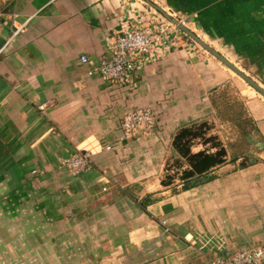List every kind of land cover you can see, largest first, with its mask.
Returning <instances> with one entry per match:
<instances>
[{"label": "crops", "instance_id": "crops-1", "mask_svg": "<svg viewBox=\"0 0 264 264\" xmlns=\"http://www.w3.org/2000/svg\"><path fill=\"white\" fill-rule=\"evenodd\" d=\"M151 1L264 87V0ZM149 8L0 0V264H208L264 241L260 99L243 97L262 140L256 160L240 164L217 137L223 163L184 189L178 178L162 183L168 158L179 173L190 167L173 136L210 122L235 73L195 45L144 66L131 86L80 63L81 54L100 59L121 17ZM145 105L159 111L156 131L119 141L123 113ZM204 147L198 140L191 151ZM76 151H88L91 166L71 176L60 163Z\"/></svg>", "mask_w": 264, "mask_h": 264}, {"label": "built area", "instance_id": "built-area-1", "mask_svg": "<svg viewBox=\"0 0 264 264\" xmlns=\"http://www.w3.org/2000/svg\"><path fill=\"white\" fill-rule=\"evenodd\" d=\"M179 20L185 25L182 19ZM192 42L196 44L190 36L150 6L149 9H140L119 19L118 29H112L99 60L94 61L86 54H81L79 60L89 65L87 74L98 75L114 85L131 86L135 85L141 68L171 51L191 47ZM49 104L47 101L38 108L42 111ZM158 112L152 105L125 111L119 121V141L130 140L142 133H154L158 125ZM111 147L106 145L105 149ZM89 154L88 151H76L63 158L60 164L71 175L81 173L91 166ZM208 264H264V241L212 256Z\"/></svg>", "mask_w": 264, "mask_h": 264}, {"label": "rangeland", "instance_id": "rangeland-1", "mask_svg": "<svg viewBox=\"0 0 264 264\" xmlns=\"http://www.w3.org/2000/svg\"><path fill=\"white\" fill-rule=\"evenodd\" d=\"M142 1L145 2V0ZM186 27L188 26L186 25ZM188 28L190 29V27ZM192 45H195V48L198 49V51H202L203 53L207 52L198 43L195 44L192 42ZM221 65L223 66L224 64L221 63ZM233 77L238 81V84L231 80L230 82L225 83V85L216 93V96H214V100L219 108L214 113L213 118H210V122L207 123V127H209L207 129V135L210 134L223 139L226 149L231 157L233 155H240L242 156V159L239 163L247 164L256 160V153L262 151L263 147L261 144V136L257 132L250 116H248L246 110L247 107L244 105L243 97L246 95H252L263 102L264 100H262L257 92L248 86V84H246L241 78L234 74ZM240 89L243 90V94L239 93ZM178 167L179 162H177V158L170 157L165 166V169L168 170L164 171V174L167 172L172 173V171L176 170ZM21 257L25 258V256Z\"/></svg>", "mask_w": 264, "mask_h": 264}, {"label": "trees", "instance_id": "trees-1", "mask_svg": "<svg viewBox=\"0 0 264 264\" xmlns=\"http://www.w3.org/2000/svg\"><path fill=\"white\" fill-rule=\"evenodd\" d=\"M208 128L206 122H201L195 125L184 126L173 136V147L176 148L180 157L185 159L190 167L182 169L180 173L177 169L173 170L172 173L167 172L164 175V179H162L164 185L172 184L178 178L182 182V188H187L195 183L193 179L197 175L199 176L212 166L224 162V156H226L227 151L222 142L216 139V136L207 135ZM195 140H199L201 144L208 148L204 147V149L198 152H192L191 146ZM211 148H215V150L207 152Z\"/></svg>", "mask_w": 264, "mask_h": 264}, {"label": "water", "instance_id": "water-1", "mask_svg": "<svg viewBox=\"0 0 264 264\" xmlns=\"http://www.w3.org/2000/svg\"><path fill=\"white\" fill-rule=\"evenodd\" d=\"M147 4H149L152 8L159 11L163 17H165L169 22L177 26L180 30L190 36L196 43H198L203 49H205L208 53L218 59L221 63H223L226 67L231 69L236 75L241 77L249 86H251L257 93H259L262 97H264V87L259 84L256 80L250 77L247 73L241 70L238 66H236L232 61H230L227 57L217 51L215 48L210 46L208 43L203 41L200 37H198L192 30H190L184 23H182L178 18L171 15L169 12L164 11L160 6L153 3L151 0H145Z\"/></svg>", "mask_w": 264, "mask_h": 264}, {"label": "bare ground", "instance_id": "bare-ground-1", "mask_svg": "<svg viewBox=\"0 0 264 264\" xmlns=\"http://www.w3.org/2000/svg\"><path fill=\"white\" fill-rule=\"evenodd\" d=\"M218 60V59H217ZM219 61V60H218ZM231 70V69H230ZM232 71V70H231ZM233 72V71H232ZM234 73V72H233ZM238 76V75H237ZM239 77V76H238ZM241 78V77H240ZM242 79V78H241ZM243 80V79H242ZM251 87V86H250ZM252 88V87H251ZM260 95V94H258ZM261 96V95H260ZM262 97V96H261ZM264 99V97H262Z\"/></svg>", "mask_w": 264, "mask_h": 264}]
</instances>
